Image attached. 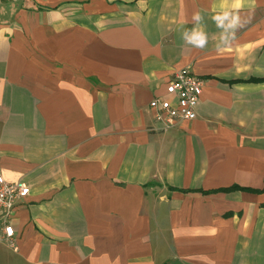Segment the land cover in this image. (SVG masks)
Segmentation results:
<instances>
[{"label":"crops","instance_id":"crops-1","mask_svg":"<svg viewBox=\"0 0 264 264\" xmlns=\"http://www.w3.org/2000/svg\"><path fill=\"white\" fill-rule=\"evenodd\" d=\"M184 67L197 115L165 128ZM0 170L30 188L0 264H264V0H0Z\"/></svg>","mask_w":264,"mask_h":264},{"label":"built area","instance_id":"built-area-1","mask_svg":"<svg viewBox=\"0 0 264 264\" xmlns=\"http://www.w3.org/2000/svg\"><path fill=\"white\" fill-rule=\"evenodd\" d=\"M204 83V80L192 74L189 68L177 70L166 85L165 93L153 97L149 102L154 119L162 122L165 128L183 120L195 119ZM29 191L30 188L23 181H6L0 170V241L14 244V228L9 219L14 211V202L26 196Z\"/></svg>","mask_w":264,"mask_h":264},{"label":"clouds","instance_id":"clouds-1","mask_svg":"<svg viewBox=\"0 0 264 264\" xmlns=\"http://www.w3.org/2000/svg\"><path fill=\"white\" fill-rule=\"evenodd\" d=\"M192 20L194 24H201L203 17L199 12H196L193 14ZM213 20L216 21L217 27L221 28L220 43L225 45L236 38L237 31L244 27L245 24V21L242 20L238 12L232 13L225 11L214 16ZM182 38L185 43L191 44L197 49L205 48L208 43V36L203 27H194L191 30H185L182 34Z\"/></svg>","mask_w":264,"mask_h":264},{"label":"trees","instance_id":"trees-1","mask_svg":"<svg viewBox=\"0 0 264 264\" xmlns=\"http://www.w3.org/2000/svg\"><path fill=\"white\" fill-rule=\"evenodd\" d=\"M238 188H239L238 186H231V187H226V188H220L219 190L227 192V191L238 189Z\"/></svg>","mask_w":264,"mask_h":264}]
</instances>
